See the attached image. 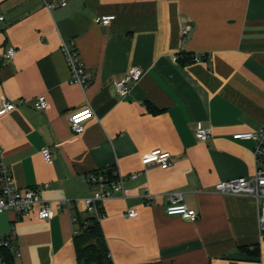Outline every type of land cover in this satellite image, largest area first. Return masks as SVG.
Instances as JSON below:
<instances>
[{"label":"crops","instance_id":"1","mask_svg":"<svg viewBox=\"0 0 264 264\" xmlns=\"http://www.w3.org/2000/svg\"><path fill=\"white\" fill-rule=\"evenodd\" d=\"M0 15V56L17 48L0 66L3 162L17 189L39 188L55 213L0 214L13 264H78L74 219L87 216L92 194L84 177L114 170L127 197L102 204L113 264H264L256 200L214 190L256 172L255 144L234 135L264 128V0H0ZM102 15L116 19L99 25ZM63 43L92 74L85 92L70 83ZM135 66L143 76L123 99L116 81ZM39 95L48 110L34 109ZM3 98L27 104L2 114ZM89 107L95 118L74 134L69 117ZM199 127L211 129L207 141L196 138ZM158 149L171 154L170 168L143 164ZM170 193L198 219L168 216Z\"/></svg>","mask_w":264,"mask_h":264},{"label":"built area","instance_id":"2","mask_svg":"<svg viewBox=\"0 0 264 264\" xmlns=\"http://www.w3.org/2000/svg\"><path fill=\"white\" fill-rule=\"evenodd\" d=\"M66 5L65 1L62 3ZM49 9L55 8L54 4L48 5ZM114 15H102L96 18L95 22L99 25L108 26L114 20ZM4 17L0 15V21ZM190 27L183 30L184 35L188 33ZM62 52L66 63L70 70V83L77 84L85 92L92 80L91 72L82 64L78 51L67 43H63ZM17 53V48L11 47L0 56V66L2 61H10ZM178 61V57H174ZM143 76L141 67H132L128 73L121 79L116 81V89L121 98H127L130 94V86L138 82ZM27 104L24 99L14 103L7 98L1 101V113L6 114L14 111L19 105ZM33 107L35 110L43 112L49 109L50 104L45 95H39L33 99ZM95 118V112L92 108L82 109L75 112L69 117L71 131L80 135L84 133L86 123ZM196 138L200 141H207L212 136V131L208 127H199L195 131ZM235 140L252 141L255 144L254 156L256 161V172L250 177L235 178L228 181H221L216 184L215 192L226 196H248L256 200L259 209V226L264 233V128L257 132H242L234 135ZM44 160L50 162L53 152L49 148L42 151ZM142 162L145 166L156 164L166 170L172 165V156L169 152L163 150H152L142 156ZM262 166V167H261ZM136 178V175H132ZM84 181L88 184L92 194L84 199L85 209L87 213L101 218L100 208L102 204L110 199L127 197L125 191L124 178L116 171H113L112 177L104 172H95L84 177ZM168 204L166 213L168 216H179L187 221H196L198 213L196 210L190 209L184 202L181 194L170 193L167 195ZM154 196L148 191L146 201L149 203ZM65 200L55 202L56 208L61 209ZM5 212H16L22 217L30 218L36 215L41 220H50L55 213L50 206V202L42 199L39 188L17 189L14 186L12 174L9 168L3 162V154L0 150V214ZM138 216L137 210H129L128 218ZM75 220V219H74ZM0 248L15 249L12 244L11 237H0Z\"/></svg>","mask_w":264,"mask_h":264},{"label":"trees","instance_id":"3","mask_svg":"<svg viewBox=\"0 0 264 264\" xmlns=\"http://www.w3.org/2000/svg\"><path fill=\"white\" fill-rule=\"evenodd\" d=\"M192 61L189 57L188 62ZM149 108L152 109L151 106ZM112 177L113 171H103ZM87 213V211H86ZM103 217V209L100 208ZM101 217V218H102ZM101 218L87 213L84 216L76 212L75 221L78 230L74 236L78 264H113L106 238L101 228ZM9 248H2L4 264H13Z\"/></svg>","mask_w":264,"mask_h":264}]
</instances>
